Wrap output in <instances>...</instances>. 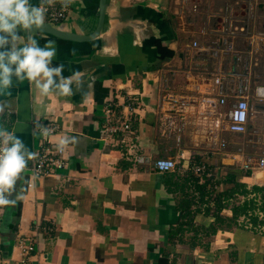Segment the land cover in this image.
I'll return each instance as SVG.
<instances>
[{
    "label": "crops",
    "instance_id": "obj_1",
    "mask_svg": "<svg viewBox=\"0 0 264 264\" xmlns=\"http://www.w3.org/2000/svg\"><path fill=\"white\" fill-rule=\"evenodd\" d=\"M262 4L264 0L258 9L235 12L240 18L235 52L218 59L209 53L219 38L216 32L207 38L208 32L191 30L169 0H108L101 36L91 42L34 35L41 47L56 41L53 66L63 64L65 77L78 72L82 87L77 90L73 83L71 97L42 96L27 80L14 79L12 88L0 92V104L7 105L0 125L28 149L37 148L33 126L41 120L60 126L53 142L70 140L67 167L57 175L35 177L34 160L29 161L12 197L16 203L0 214V257L20 264L17 240L25 237L36 245L25 264H264V235L226 226L209 235L215 218L204 212L195 214L190 228L171 235L181 222L177 204L183 195L172 183L187 178L194 162L227 168L218 167L220 181L229 174L247 188L264 187V169L254 176L243 169L248 160L254 164L264 158V127L259 128L264 97L256 93L264 87V24L260 31L250 25L255 15L264 16ZM97 25L98 0H73L69 17L57 28L90 35ZM20 37L22 42L28 38ZM194 42L200 47H193ZM217 78L225 86V106L220 105ZM241 81L254 87L246 92L251 107L243 134L246 156L225 150L228 142L221 137L234 136L220 112L236 101ZM132 98L141 100L134 127L142 164L124 148L105 147L99 131L104 105L118 102L127 113ZM255 151L261 153L257 158L251 155ZM158 159L175 160L182 170L158 171ZM260 175L263 180L255 181ZM232 185L220 184L219 192ZM185 193L194 197L196 190L189 184ZM197 203L195 198L193 211ZM221 215L232 218L230 206Z\"/></svg>",
    "mask_w": 264,
    "mask_h": 264
},
{
    "label": "built area",
    "instance_id": "obj_2",
    "mask_svg": "<svg viewBox=\"0 0 264 264\" xmlns=\"http://www.w3.org/2000/svg\"><path fill=\"white\" fill-rule=\"evenodd\" d=\"M224 3L217 8L215 17V26L212 29L218 35L215 48L209 51L210 57L218 59L234 53L233 39L236 37V32L239 30L238 23L240 22L239 16L236 11L240 10L247 13L249 10L253 11L258 9L261 0H221ZM40 4V2H39ZM73 0L67 10H62L59 2L54 7L48 8L45 16V22L57 27L63 23L71 12ZM200 4L194 2L192 11L198 12ZM264 11V4H262ZM245 31L244 28L240 29ZM221 35V36H220ZM221 37V38H220ZM193 47L199 48V43L194 42ZM215 84L218 87V93L221 96L220 105L225 106L226 98L224 95V83L222 79H215ZM247 81H241L235 89L236 101L232 103L226 110L220 112V117L227 122V131L232 135H243L248 131V120L250 113L249 98L246 95ZM258 89V88H257ZM257 91V90H256ZM141 105V100L132 98L126 105L127 113L119 110L120 105L115 101H108L103 107V115L99 122V131L101 141L105 147L109 148H124L129 156L134 158L138 164L145 162V159L137 154L136 143V130L134 127V112ZM50 129L49 135H44L43 129ZM34 133L37 137V153L36 159L33 164V175L35 177H47L57 175L58 172L66 169L67 160L65 158V147L63 151L58 150V143L51 140V137L60 132L58 123L52 120H41L34 124ZM224 146V145H223ZM164 164L165 167L160 165ZM178 163L172 159H158L154 162V168L161 172H171L178 170ZM245 172L255 175L260 169H264V158H260L254 164L248 160L244 165ZM189 173L199 179V183L203 184L207 180L215 182L220 180L218 171L215 173L207 164L203 162H194L188 169ZM246 195H236L233 199L229 200L228 207L232 210L234 206L244 205L253 202L254 208L249 209L247 213L241 215L236 223L237 228L247 231L255 232L264 235V206L262 194L254 193L252 188L249 187ZM218 190L215 184L212 191ZM198 196L196 192L194 194ZM206 206V205H204ZM211 207L214 203L210 204ZM4 207H0V214ZM256 219V221H254ZM17 247L20 250V264H25L36 252V245L33 241L25 237H19L17 240ZM0 264H11L8 259L0 257Z\"/></svg>",
    "mask_w": 264,
    "mask_h": 264
},
{
    "label": "clouds",
    "instance_id": "obj_3",
    "mask_svg": "<svg viewBox=\"0 0 264 264\" xmlns=\"http://www.w3.org/2000/svg\"><path fill=\"white\" fill-rule=\"evenodd\" d=\"M59 2L62 10H67L72 0H40L33 5L31 0H0V92L13 87V80H27L42 96L56 94L71 97L82 87L80 74L63 75L64 65L53 66L57 55L54 40H47L43 47L31 35L33 29L40 30L45 23L48 8ZM18 26L30 33L26 41L17 34ZM7 105L0 104V117L5 114ZM50 129L44 128V135ZM70 143L65 137L57 145L59 151ZM37 153L28 149L15 132L0 125V207L14 205L13 194L29 161L36 159ZM161 167H165L161 163Z\"/></svg>",
    "mask_w": 264,
    "mask_h": 264
},
{
    "label": "trees",
    "instance_id": "obj_4",
    "mask_svg": "<svg viewBox=\"0 0 264 264\" xmlns=\"http://www.w3.org/2000/svg\"><path fill=\"white\" fill-rule=\"evenodd\" d=\"M63 42L62 40H59ZM198 162V161H196ZM247 176H251L250 173L247 174ZM175 178V176H170V179ZM173 186H175L177 189H180L183 192L182 199H180L179 203L177 204V209L181 212V222L180 224L171 229V235H177L178 233L184 232L186 230L185 226L190 228L192 221L194 219V216L196 213L204 212L206 215H212L215 218L214 225H212L209 229V235H214L217 233L218 230H222L223 228L228 227H237V219L247 213L249 209L254 208L253 202L246 203L244 205L240 206H234L232 209L233 216L230 219H227L221 215L222 211L226 206L228 205L229 200L233 199L236 195H246L248 193L247 186L245 184L239 183L236 181V176L234 175H226L223 179V181L219 180L216 182V184H233L232 188L228 191H225L223 193L218 192L215 195L214 201V207H210V199L213 196L212 192L209 190V185L211 182L207 180L205 183L200 184L199 179L197 177H194L192 174H189L187 178L183 179L181 183H172ZM192 184L198 193L199 196V202L200 207L198 206L195 211L192 210V206L195 204V197H190L185 193V188ZM175 187L174 189H171V187L168 186V191L171 193H175ZM252 191L254 193H260L262 194L263 198V206H264V187H252ZM201 205H206V209H201ZM256 221V219H254ZM168 263V262H166Z\"/></svg>",
    "mask_w": 264,
    "mask_h": 264
},
{
    "label": "rangeland",
    "instance_id": "obj_5",
    "mask_svg": "<svg viewBox=\"0 0 264 264\" xmlns=\"http://www.w3.org/2000/svg\"><path fill=\"white\" fill-rule=\"evenodd\" d=\"M194 2H197L200 4V11L198 12H193L192 11V5L194 4ZM224 2L221 0H169V6H171L172 9L177 8L178 12H180V14H182V16H184V21L186 22V26L190 27V24H192L191 26V30H194L197 33H202V31H206L208 32L207 38H211L213 35L211 32L212 28L215 24V17L214 15L217 12V8H219L220 6H222ZM264 24V16L263 15H255V17H253L250 21V25L255 26V28L257 30H261L262 29V25ZM202 35V34H201ZM205 36V35H204ZM238 42L240 43H245L246 40L244 38H238ZM263 59L262 62V66H264V54L262 55V57H260ZM263 71V69H261V72ZM230 136V135H229ZM222 138H226L228 145L227 148L225 150H230L231 152H235L238 151L241 154H245L248 155V149L246 147V143H247V139L244 137V135H234V136H230L228 138V135L225 136H221ZM251 155L254 158H257L261 155V153L259 151H255L252 152ZM229 165L233 164V163H227ZM211 169H213V171L216 173L218 170V167L221 165H209L207 164ZM222 167V166H221ZM178 170H182L180 164L178 163L177 165ZM223 168V167H222ZM224 172L228 171L227 168H223L222 169ZM240 173H242L240 171ZM263 176V175H260ZM220 177V176H219ZM221 179V177H220ZM219 181V180H217ZM216 181V182H217ZM211 184L209 185V190L211 191L214 186H215V182L210 181ZM218 186V190H214V192H212L213 196L210 199V204L214 203L213 199L215 198V195H217L216 193H218L220 191V185L217 184ZM197 200V206H200V200H199V196H195ZM211 207V206H210ZM214 207V206H213ZM212 207V208H213ZM202 209H206V206L201 205Z\"/></svg>",
    "mask_w": 264,
    "mask_h": 264
},
{
    "label": "water",
    "instance_id": "obj_6",
    "mask_svg": "<svg viewBox=\"0 0 264 264\" xmlns=\"http://www.w3.org/2000/svg\"><path fill=\"white\" fill-rule=\"evenodd\" d=\"M107 6L108 0H98V25L96 30L90 35H79L77 33L63 31L47 22L44 23L42 29H33L31 35H45L54 39L75 43L94 41L101 36V32L105 24ZM17 34L25 37L30 35V33H27L26 30L22 29L21 27H18ZM256 93L258 96L264 97V87L258 88Z\"/></svg>",
    "mask_w": 264,
    "mask_h": 264
},
{
    "label": "flooded vegetation",
    "instance_id": "obj_7",
    "mask_svg": "<svg viewBox=\"0 0 264 264\" xmlns=\"http://www.w3.org/2000/svg\"><path fill=\"white\" fill-rule=\"evenodd\" d=\"M248 86H249V87H247V92H248V94H250L251 91H254V90H253L254 87H251L250 82L248 83ZM261 112H262V114H264V106L261 108ZM262 127H264V123L259 124V128H262Z\"/></svg>",
    "mask_w": 264,
    "mask_h": 264
},
{
    "label": "bare ground",
    "instance_id": "obj_8",
    "mask_svg": "<svg viewBox=\"0 0 264 264\" xmlns=\"http://www.w3.org/2000/svg\"><path fill=\"white\" fill-rule=\"evenodd\" d=\"M254 180H255V181H256V180H263V177H262V176H257Z\"/></svg>",
    "mask_w": 264,
    "mask_h": 264
}]
</instances>
